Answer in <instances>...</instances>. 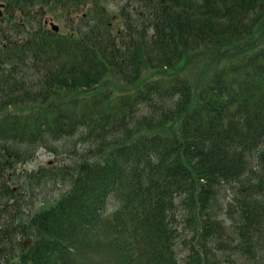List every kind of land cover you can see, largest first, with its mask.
I'll use <instances>...</instances> for the list:
<instances>
[{
	"label": "trees",
	"instance_id": "obj_1",
	"mask_svg": "<svg viewBox=\"0 0 264 264\" xmlns=\"http://www.w3.org/2000/svg\"><path fill=\"white\" fill-rule=\"evenodd\" d=\"M115 1L119 13L106 0H0L30 26L10 35L0 21V264H176L181 202L198 223L191 263L262 257L264 168L246 172L264 144V0ZM46 7L81 13L55 33L35 27ZM199 54L218 64L202 62L193 84ZM163 68L123 93L107 79ZM40 149L60 159L21 166ZM224 182L238 186L234 246L210 212Z\"/></svg>",
	"mask_w": 264,
	"mask_h": 264
},
{
	"label": "rangeland",
	"instance_id": "obj_2",
	"mask_svg": "<svg viewBox=\"0 0 264 264\" xmlns=\"http://www.w3.org/2000/svg\"><path fill=\"white\" fill-rule=\"evenodd\" d=\"M106 3L111 10L119 13L120 3L118 1L116 2L115 0H106ZM61 11L62 10L60 8L56 10L47 9L45 11L47 13L41 16V20H43L44 17L53 18L56 23L61 25L63 30L73 29L74 27L71 24L72 21L70 20V14L68 15L66 12L62 13ZM7 12H9L8 9H6L5 11V23H7L11 18L10 15L7 14ZM17 15L20 16L21 14L17 13ZM27 21L28 20H25V22ZM199 56L201 57V59L195 57L191 65L187 66L186 69L193 84L197 81L198 77L201 74L202 62L208 63L211 66V68L206 70V72H211L214 69V66L218 64V62L215 61V57L213 56L210 58H208L205 54H199ZM227 61V59L220 61L219 64H225ZM205 74L206 73H203V75ZM117 75L119 77H117ZM166 76L167 70L159 69L156 71H146L140 78H137L135 80L127 81V79L123 75L117 73L115 74V77H111L108 75L107 79H109L108 82L113 87H118L122 91H127L132 90L131 88L136 87L138 84H142L149 79ZM203 83H206V80H203ZM262 150L263 152L259 149L255 153V155L252 156L251 162L247 167L246 174L249 172L247 175L251 176L253 179H255V177L257 179L258 175L261 174L262 169L264 168V160L262 161V158L264 156V146H262ZM259 153L263 154L259 157ZM55 159L59 160L60 158H57V156L53 153H49L46 149H40L37 157L34 160L28 162L25 167L28 169H38L40 166L46 165L47 163H52V161H54ZM246 182L249 183V181ZM235 192H238V186L236 184L230 185V182H225L224 185L219 188L217 195L212 200L210 208V212L212 213V215L219 218V220L223 222L225 234H227V236L224 235V238L229 244H231V246H234L237 241L240 240L238 233V223L239 221H241V217L237 211L233 210L232 212H230L229 210L230 206L232 205L233 199L235 198ZM206 218L207 216H202L204 222H206ZM174 224L179 229L176 246L178 261H176V264H193L190 262L192 258V247H194L196 243L195 239L193 238V234L198 223L194 218L189 217V210L186 206H183L182 202L179 205V210L174 219ZM252 257L253 255L251 254H244L240 257L239 254L236 253L233 255V258L235 259L233 264H264V255L256 259H253ZM98 263L107 264V261L99 259ZM203 264H207V262L205 261Z\"/></svg>",
	"mask_w": 264,
	"mask_h": 264
},
{
	"label": "water",
	"instance_id": "obj_3",
	"mask_svg": "<svg viewBox=\"0 0 264 264\" xmlns=\"http://www.w3.org/2000/svg\"><path fill=\"white\" fill-rule=\"evenodd\" d=\"M0 15H1V11H0ZM52 28L57 31L59 29V26L55 25V24H52Z\"/></svg>",
	"mask_w": 264,
	"mask_h": 264
}]
</instances>
